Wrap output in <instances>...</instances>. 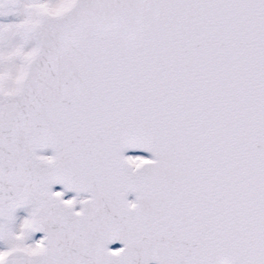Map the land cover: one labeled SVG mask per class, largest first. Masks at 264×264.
<instances>
[{
    "label": "snow or ice",
    "instance_id": "1",
    "mask_svg": "<svg viewBox=\"0 0 264 264\" xmlns=\"http://www.w3.org/2000/svg\"><path fill=\"white\" fill-rule=\"evenodd\" d=\"M0 264H264V0H0Z\"/></svg>",
    "mask_w": 264,
    "mask_h": 264
},
{
    "label": "flooded vegetation",
    "instance_id": "2",
    "mask_svg": "<svg viewBox=\"0 0 264 264\" xmlns=\"http://www.w3.org/2000/svg\"><path fill=\"white\" fill-rule=\"evenodd\" d=\"M119 245H114V247H118Z\"/></svg>",
    "mask_w": 264,
    "mask_h": 264
}]
</instances>
